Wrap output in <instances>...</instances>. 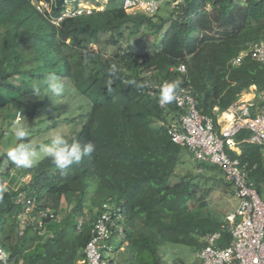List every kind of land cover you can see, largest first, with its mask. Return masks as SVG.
I'll return each mask as SVG.
<instances>
[{
  "label": "trees",
  "instance_id": "1",
  "mask_svg": "<svg viewBox=\"0 0 264 264\" xmlns=\"http://www.w3.org/2000/svg\"><path fill=\"white\" fill-rule=\"evenodd\" d=\"M161 14L127 13L112 0L102 13L53 25L31 0H0V138L6 132L4 114L22 108L29 127L47 117L50 131L63 128L68 133L60 135L69 142L95 145L64 174L51 158L18 167L0 150V246L9 264H86L90 228L104 204L120 209L123 234H114L109 246L125 248L128 264H163L167 244L197 253L213 233L221 234V247L229 245L224 215L207 199L211 192L232 197L233 186L220 168L196 161L172 142L168 129L183 111L172 102L160 106L162 92L152 87L171 81L176 89L190 90L198 111L214 120L252 87L259 99L264 66L245 53L264 42V0H186L179 10ZM126 31L129 38L154 36L156 49L141 54L128 44L109 53L98 47L104 36L118 46ZM49 73L62 78L63 94L53 96L42 87L34 97L31 85H42ZM248 135L240 132L237 151L227 153L247 166L248 179L264 200V145L248 143ZM187 154L196 167L180 174ZM13 170L32 177L8 192ZM20 194L25 200L17 205ZM29 200L34 208L26 213ZM63 204L66 213L59 218Z\"/></svg>",
  "mask_w": 264,
  "mask_h": 264
},
{
  "label": "built area",
  "instance_id": "2",
  "mask_svg": "<svg viewBox=\"0 0 264 264\" xmlns=\"http://www.w3.org/2000/svg\"><path fill=\"white\" fill-rule=\"evenodd\" d=\"M110 1L112 0H31V5L51 24L58 25L67 19L102 13ZM113 1L127 13H141L151 17L163 13L162 11L173 13L186 4V0ZM245 54L264 66V42L254 45ZM243 57L244 55L235 59L234 64H240ZM178 71L185 72V67L179 66ZM166 83L174 82H158L152 89L163 95ZM161 97L160 106L164 107L172 102L183 111L178 124L168 129L172 142L187 149L196 161L220 168L226 181L232 184L234 197L238 201L235 211L228 214L225 220L231 236L229 245H219L220 233L209 235L206 246L197 252L199 263L264 264V200L249 181L247 166L227 153V150L237 151L235 137L242 131L249 132L246 140L248 143L264 145V92L259 99H256V95L253 100L243 99L242 96L225 112L219 113L216 120L198 111L196 99L186 88H175L170 101H164ZM16 119H21V113H17ZM24 200V194H20L15 203L19 205ZM26 204V213H29L34 204L30 200ZM102 209L103 212L95 218L90 228V239L84 249L86 264H106L104 253L110 250V240L114 234L118 238L123 234L119 224L120 209L113 210L108 204H104ZM49 213L47 210L40 214L46 216ZM82 224L83 221L80 220L79 232ZM8 259V253L0 246V264H9Z\"/></svg>",
  "mask_w": 264,
  "mask_h": 264
},
{
  "label": "rangeland",
  "instance_id": "3",
  "mask_svg": "<svg viewBox=\"0 0 264 264\" xmlns=\"http://www.w3.org/2000/svg\"><path fill=\"white\" fill-rule=\"evenodd\" d=\"M162 12L163 13L161 14V16H166V13H164V11ZM128 44L132 45L141 54L152 53L157 47L158 39L149 34L143 37L141 33L129 38L128 31H126L125 37L119 41L118 46H111L108 36H104L102 38L101 45L98 47L110 53L111 51L117 50L119 47L125 48L128 46ZM92 48L95 50L97 49V46L93 45ZM245 96H249V93L248 94L245 93L243 95V99H247V97ZM62 101H63L62 104L65 105L67 103V98L64 97ZM18 110L21 111L22 113L21 119L19 121L16 120L15 123H11L13 119L12 116ZM4 116H5V123L7 125H6V132L4 138L3 139L0 138V150L4 153H8V151L11 148L17 145L19 141L14 135V133L18 127L23 126L28 133V135L25 138L31 136L32 133L34 134L33 139L29 143L38 153L37 156L33 159L34 163H37L41 159L45 158V156L39 152L40 144L48 143V141H50L51 138H53L57 134H61L62 132H64V134L68 133L67 130L63 128L61 129L57 128L56 130L50 131L48 129V122L46 121L47 117H45V121L43 124H39L38 123L39 120H38L33 127H29V123L27 121V112L22 108H16V109L12 108V110L6 112ZM7 143L8 145H5ZM184 157H185L184 160L185 163L179 169L180 174H184L186 170H192V169L194 170L196 167V164L194 163V160L190 154H187ZM19 175L20 173L17 170L12 171V178L5 184L6 191L14 192L19 190L21 187L28 184L32 177L31 175H27V176H21V175L19 176ZM207 200L210 207L213 210H215L217 213H222L224 215V221L226 220V216L228 214L235 211L238 203L235 197L227 196L221 194L220 192H211ZM65 211H66V204H63L62 213L59 215V218H61L62 215L66 213ZM112 249L105 256L107 259L106 261L107 263L128 264L129 254L125 250V248H121L118 251H114ZM162 251H163V264H175L176 262H178V264H199L196 251L190 247L184 245H177V244H167L162 249Z\"/></svg>",
  "mask_w": 264,
  "mask_h": 264
},
{
  "label": "clouds",
  "instance_id": "4",
  "mask_svg": "<svg viewBox=\"0 0 264 264\" xmlns=\"http://www.w3.org/2000/svg\"><path fill=\"white\" fill-rule=\"evenodd\" d=\"M115 73L113 66L111 74ZM111 83V81H109ZM45 88L53 96H61L64 92V85L62 78L55 73H49L43 80L42 85L40 82L31 85V93L34 97L38 96ZM177 87L176 83L164 85L163 95L161 97L164 101H170L173 98L174 89ZM17 120V119H16ZM18 141L15 147L11 148L7 155L18 167H31L33 159L37 156V151L28 143L23 142L24 138L28 135L23 126L18 127L14 133ZM95 150V145L89 141L81 143L79 140L73 139L69 142L68 139L62 135L57 134L48 143L39 145V152L45 157L51 158L55 167L64 174L66 170L73 164H79L83 157L91 155ZM4 189L0 188V202L3 201Z\"/></svg>",
  "mask_w": 264,
  "mask_h": 264
},
{
  "label": "crops",
  "instance_id": "5",
  "mask_svg": "<svg viewBox=\"0 0 264 264\" xmlns=\"http://www.w3.org/2000/svg\"><path fill=\"white\" fill-rule=\"evenodd\" d=\"M249 96H245L247 97L248 100H253V98L255 97L256 93H255V88L252 87V89H250V91L248 92ZM247 93V94H248ZM234 197V196H233Z\"/></svg>",
  "mask_w": 264,
  "mask_h": 264
}]
</instances>
